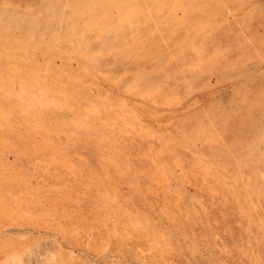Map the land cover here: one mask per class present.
<instances>
[{
  "label": "rangeland",
  "instance_id": "rangeland-1",
  "mask_svg": "<svg viewBox=\"0 0 264 264\" xmlns=\"http://www.w3.org/2000/svg\"><path fill=\"white\" fill-rule=\"evenodd\" d=\"M19 1L0 0V264H264V114L224 129L264 86V0H62L52 36Z\"/></svg>",
  "mask_w": 264,
  "mask_h": 264
},
{
  "label": "bare ground",
  "instance_id": "bare-ground-1",
  "mask_svg": "<svg viewBox=\"0 0 264 264\" xmlns=\"http://www.w3.org/2000/svg\"><path fill=\"white\" fill-rule=\"evenodd\" d=\"M7 1V0H6ZM29 0L19 1L25 6L23 10L14 8L17 10L11 11L22 20V22H28L34 25L31 29L37 31L40 36L51 35L52 33L60 32L61 25L57 23L58 16L62 13L59 11L57 5L62 0H34L31 6L26 4ZM89 1V0H85ZM33 7V8H30ZM38 12L36 17H33L31 13ZM182 33H193V29L181 28L179 29ZM232 54L239 55L237 50H230ZM239 92L242 97L237 101L239 108L245 112L246 116L242 115L243 118L236 116L233 123L225 124L224 129L227 132H231L234 136L241 139H248L254 136V129L257 126H262L261 120H258V116L255 114L258 111L264 114V86L260 81L253 79H246L243 85H240ZM253 104V105H252ZM211 126L214 123H209Z\"/></svg>",
  "mask_w": 264,
  "mask_h": 264
}]
</instances>
